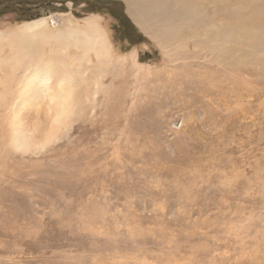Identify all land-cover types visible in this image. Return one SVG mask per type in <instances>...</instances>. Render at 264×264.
<instances>
[{
    "label": "rangeland",
    "instance_id": "1",
    "mask_svg": "<svg viewBox=\"0 0 264 264\" xmlns=\"http://www.w3.org/2000/svg\"><path fill=\"white\" fill-rule=\"evenodd\" d=\"M62 1L0 0V34L97 15L114 60L63 71L44 147L0 153V264H264V0H199L167 39L124 0Z\"/></svg>",
    "mask_w": 264,
    "mask_h": 264
},
{
    "label": "bare ground",
    "instance_id": "2",
    "mask_svg": "<svg viewBox=\"0 0 264 264\" xmlns=\"http://www.w3.org/2000/svg\"><path fill=\"white\" fill-rule=\"evenodd\" d=\"M124 1L132 17L143 29L152 28L155 36L166 37V39L175 35L174 27L169 25L171 17L195 16L202 9V3L199 0ZM171 3L176 7L174 12L171 11ZM48 18L50 16H41L30 22L19 24L10 34L11 38H5L6 32L5 36L0 34V153H8L7 149L19 153H37L44 147L45 142L33 140L36 132L34 116H38L39 105L42 104V98L45 96L50 99L48 110L45 112L46 117L53 107L56 109L52 114V121L60 119L66 113L68 107L65 102L59 100L58 103H54L56 96L53 93L54 88L55 91H62L64 82L62 77L65 75L63 71L74 67L81 71L90 70L114 60L112 59L114 51L108 34L97 15H93L78 26L64 27L63 31L56 32L49 29ZM152 25L158 26L159 30ZM60 41L61 45L58 46ZM84 58L87 64L80 62ZM94 60L96 62L90 67ZM55 64L56 68L50 69ZM49 70L57 71V76H54L57 82L55 86L48 85ZM19 73H22L21 76ZM5 125L9 132L7 143L6 139L4 140Z\"/></svg>",
    "mask_w": 264,
    "mask_h": 264
},
{
    "label": "flooded vegetation",
    "instance_id": "3",
    "mask_svg": "<svg viewBox=\"0 0 264 264\" xmlns=\"http://www.w3.org/2000/svg\"><path fill=\"white\" fill-rule=\"evenodd\" d=\"M71 1V0H69ZM63 2H67V0L62 1L61 4H63ZM107 8H109L112 12H115L117 15V19H118V25L116 26L117 30H123V32L126 34V37H130L134 34V30L132 29V27L130 26V24L125 21L124 16L122 15V12H117L116 11V5L114 2H109L105 4Z\"/></svg>",
    "mask_w": 264,
    "mask_h": 264
},
{
    "label": "trees",
    "instance_id": "4",
    "mask_svg": "<svg viewBox=\"0 0 264 264\" xmlns=\"http://www.w3.org/2000/svg\"><path fill=\"white\" fill-rule=\"evenodd\" d=\"M4 1H15L16 3H19L20 2V0H4ZM112 2H114V1H112ZM124 19H126V20L129 21V19H128V17L126 15H124ZM130 25H132V24L130 23ZM116 32H118V31H116Z\"/></svg>",
    "mask_w": 264,
    "mask_h": 264
}]
</instances>
